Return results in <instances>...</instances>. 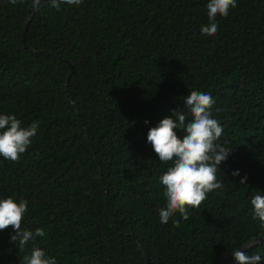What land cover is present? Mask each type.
Masks as SVG:
<instances>
[{"label":"trees","instance_id":"trees-1","mask_svg":"<svg viewBox=\"0 0 264 264\" xmlns=\"http://www.w3.org/2000/svg\"><path fill=\"white\" fill-rule=\"evenodd\" d=\"M208 2L82 0L57 9L0 0V114L23 127L38 122L18 161L0 156V199L26 200L22 228L46 233L20 249L11 225L0 230V264H19L34 246L57 264H211L264 237L250 203L264 194V0H237L217 15L213 36L201 32ZM190 90L212 95L217 143L232 151L217 166L223 188L188 208V219L177 211L162 224L160 176L171 162L159 160L147 134L164 117L178 122L174 109L192 120ZM244 252L264 257V240Z\"/></svg>","mask_w":264,"mask_h":264},{"label":"clouds","instance_id":"clouds-1","mask_svg":"<svg viewBox=\"0 0 264 264\" xmlns=\"http://www.w3.org/2000/svg\"><path fill=\"white\" fill-rule=\"evenodd\" d=\"M15 4L18 0H10ZM22 2V0H21ZM61 3L80 5L82 0H50L52 7L60 8ZM35 7H39V0H33ZM237 6V0H209L207 25L201 26L204 35L213 36L218 31L216 17H226L231 8ZM215 100L208 92L190 90L184 100L189 109L192 120L185 124V114L173 110V116L164 117L155 127H151L147 134V141L158 154L159 160L171 166L160 176V183L165 186L164 195L166 207L159 209L160 222L167 224L169 219L178 211L183 219L189 218L188 208H199L207 198V193L223 188L217 179V166L228 158L232 150L217 143L223 134V126L212 117L211 109ZM147 123V121H146ZM183 129V138H178L174 129ZM38 122L33 121L23 127L21 121L12 114H0V156L16 162L32 143V137L37 133ZM239 171L234 170L233 176ZM247 177L240 179L246 184ZM253 219H258L264 227V194L260 192L251 197ZM28 208L26 200L16 201L13 197L0 199V230L9 225L14 229L10 240L23 249L29 241L46 235L44 229L36 228L35 232L22 228V219ZM178 224V221H174ZM233 255L238 264H259L264 259L259 253L248 255L244 251L235 250ZM19 264H57L53 257H49L45 250L33 247L31 254L24 256Z\"/></svg>","mask_w":264,"mask_h":264},{"label":"water","instance_id":"water-1","mask_svg":"<svg viewBox=\"0 0 264 264\" xmlns=\"http://www.w3.org/2000/svg\"><path fill=\"white\" fill-rule=\"evenodd\" d=\"M31 12H32V9H31ZM263 240H264V237L255 238V239H253L251 242H249L248 244H246V245H244V246H241V247H239V248H237V249H235V250L245 251V250H247L248 248H250V247L256 245L257 243H259V242H261V241H263ZM233 251H234V250L222 254L220 257H218V258H217L214 262H212L211 264H220V263L224 262L225 260H227V259L233 257V256H234V255H233Z\"/></svg>","mask_w":264,"mask_h":264}]
</instances>
